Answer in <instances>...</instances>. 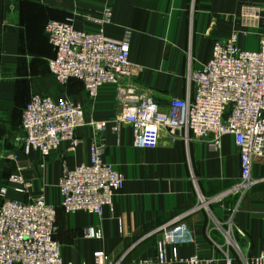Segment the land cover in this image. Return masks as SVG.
Masks as SVG:
<instances>
[{"label":"crops","instance_id":"obj_1","mask_svg":"<svg viewBox=\"0 0 264 264\" xmlns=\"http://www.w3.org/2000/svg\"><path fill=\"white\" fill-rule=\"evenodd\" d=\"M246 5H264V0H0V191L7 188L6 198L21 202L42 194L57 208L56 239L65 263L95 264L100 253L117 264H158L162 228L175 220L190 233L177 247L180 258L197 255L199 264H226L229 256L233 264H245L264 251V158L253 162L255 185L247 194L217 198L240 179L233 135H225L217 151L208 140L186 141L165 130L156 148L136 147L131 126L113 128L122 112L118 88L105 85L90 99L78 80L63 86L49 68L55 50L45 30L49 21L69 17L76 18L78 29L102 28L114 40L132 29L133 81L165 110L172 99L187 98L189 73L210 61L217 40L239 31L242 49H259L264 18L256 27L244 25L239 15ZM106 8L113 10L112 22L101 26L93 20H100ZM35 95L67 97L83 106L87 124L77 130L81 144L72 149L63 143L46 158L24 152L17 141L22 113ZM92 122H107V127L96 132ZM95 140L103 146L104 162L124 176V187L102 217L67 214L59 183L66 169L90 162ZM14 174L30 187L17 191L19 185L9 182ZM2 202L0 195V207ZM90 229L101 230L102 238H89Z\"/></svg>","mask_w":264,"mask_h":264},{"label":"built area","instance_id":"obj_2","mask_svg":"<svg viewBox=\"0 0 264 264\" xmlns=\"http://www.w3.org/2000/svg\"><path fill=\"white\" fill-rule=\"evenodd\" d=\"M240 19L246 26L256 27L264 18V5H246ZM113 10L106 8L101 26L112 22ZM49 43L55 57L49 61L51 73L63 86L78 80L85 86L90 99L97 98L105 85L118 88L122 112L114 120V130L120 124L133 128L134 145L154 149L163 130L186 141L208 140L212 150L221 148L225 135H233L240 155V179L217 198L227 195L243 197L255 182L253 162L264 158V36L259 49L248 51L239 46L241 32H234L228 40H217L212 58L200 71L189 73V95L172 99L164 110L150 96L143 94L133 81L134 69L130 61L133 30L126 29L120 40L105 36L102 28L91 32L78 29L76 18L49 21L46 25ZM81 104L67 97L53 99L32 96L22 113V135L17 139L28 155L38 151L49 157L63 143L70 148L81 144L77 130L86 125ZM98 132L107 122H92ZM102 144L95 140L90 149V162L75 169H66L59 183L61 207L67 214L84 211L102 217L106 207L112 206L116 194L123 189L124 176L112 164L103 160ZM10 183L24 192L30 187L21 175L14 174ZM7 188L0 195V264H74L65 263L61 244L56 235L57 208L48 204L44 195L30 202L9 200ZM175 220L162 228L164 237L157 243L158 264H199L197 255L178 256V246L188 242L189 230ZM236 231L245 237L237 227ZM89 238H102L101 230L90 229ZM170 250L171 257L167 251ZM140 260L131 264H147ZM95 264L107 262L97 254ZM226 264H233L229 256ZM245 264H264V251L246 260Z\"/></svg>","mask_w":264,"mask_h":264},{"label":"rangeland","instance_id":"obj_3","mask_svg":"<svg viewBox=\"0 0 264 264\" xmlns=\"http://www.w3.org/2000/svg\"><path fill=\"white\" fill-rule=\"evenodd\" d=\"M71 82V81H70ZM69 84V83H68Z\"/></svg>","mask_w":264,"mask_h":264}]
</instances>
